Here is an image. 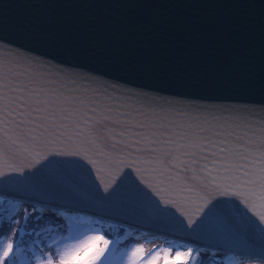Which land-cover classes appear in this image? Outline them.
<instances>
[{"label":"snow or ice","instance_id":"obj_1","mask_svg":"<svg viewBox=\"0 0 264 264\" xmlns=\"http://www.w3.org/2000/svg\"><path fill=\"white\" fill-rule=\"evenodd\" d=\"M0 264H264V105L0 36Z\"/></svg>","mask_w":264,"mask_h":264},{"label":"water","instance_id":"obj_2","mask_svg":"<svg viewBox=\"0 0 264 264\" xmlns=\"http://www.w3.org/2000/svg\"><path fill=\"white\" fill-rule=\"evenodd\" d=\"M0 36L130 87L264 105V0H0Z\"/></svg>","mask_w":264,"mask_h":264}]
</instances>
